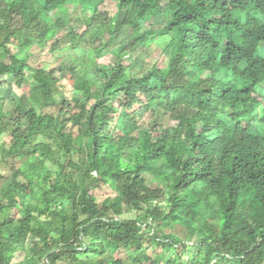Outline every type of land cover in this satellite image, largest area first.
<instances>
[{
	"label": "trees",
	"instance_id": "obj_1",
	"mask_svg": "<svg viewBox=\"0 0 264 264\" xmlns=\"http://www.w3.org/2000/svg\"><path fill=\"white\" fill-rule=\"evenodd\" d=\"M116 1L110 16L104 0H0V164L16 174L0 172V264H264V0ZM156 33L174 56L133 74ZM35 47L58 65L32 66ZM153 109L174 124L136 119Z\"/></svg>",
	"mask_w": 264,
	"mask_h": 264
},
{
	"label": "rangeland",
	"instance_id": "obj_2",
	"mask_svg": "<svg viewBox=\"0 0 264 264\" xmlns=\"http://www.w3.org/2000/svg\"><path fill=\"white\" fill-rule=\"evenodd\" d=\"M100 10L106 11L110 16H115L118 11V4L116 0H104V2L100 5ZM68 11L72 14L73 18L82 17L85 13L82 8L76 7L75 5H70L68 7ZM53 19H56V14L51 15ZM166 23V18L164 16H159L154 18L151 22H147L143 27V31L147 29H153L154 31H158L162 28ZM133 36H136V33L133 32L130 26H125L121 29V31L116 35L115 39L110 42L109 54L99 59V62L102 64L114 63L117 60L115 55V51L122 45L127 44L131 41ZM175 41L173 39L172 34H153L152 38L148 40L144 45H142L137 52L132 56L131 59H127L124 61L127 68L133 73L141 75L144 72L148 71L153 65H157L160 68L167 66L168 61L174 56V52L172 49L175 47ZM34 53L31 57L30 64L34 67H43L45 69H52L58 65L57 59L53 54H51L47 49H39L35 47L33 49ZM89 53L90 61L95 60V55ZM258 53L264 57V42L260 43ZM63 84L65 85V93L68 98H72L73 95H76V91H73L72 87V79L67 77L63 80ZM30 86H25L22 89L15 88V90H5L4 94L9 99H18V97L25 93L29 92ZM258 96L261 98L262 103L257 110L255 123L258 128H263L264 125V81L258 85ZM138 121L142 120V125L149 124L148 122L155 121L156 126H168L174 124L170 120L169 114H166L165 111L161 109H153L149 112L142 111L136 117ZM141 128H138L140 130ZM138 130L136 132H138ZM75 131V130H74ZM7 138L6 133L0 137V144L5 141ZM0 172L2 174H9L11 179H14L16 174L14 171L10 169L8 166H4L0 164ZM96 195L99 202H101L107 196L115 195V187L112 185H103L99 189L93 191ZM175 235L180 238L185 234L181 232L180 229H176ZM33 238L28 240V246L32 245ZM156 253L161 252V248H157L155 250ZM117 257H122L124 264H133V259L135 254L133 251L126 252H117L115 254Z\"/></svg>",
	"mask_w": 264,
	"mask_h": 264
}]
</instances>
